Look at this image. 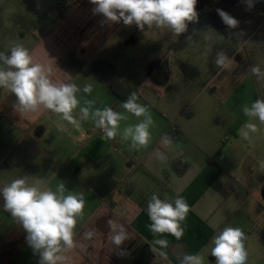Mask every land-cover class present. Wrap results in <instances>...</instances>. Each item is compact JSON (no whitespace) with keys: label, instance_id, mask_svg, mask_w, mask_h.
<instances>
[{"label":"crops","instance_id":"1","mask_svg":"<svg viewBox=\"0 0 264 264\" xmlns=\"http://www.w3.org/2000/svg\"><path fill=\"white\" fill-rule=\"evenodd\" d=\"M229 5L237 28H228L216 8L197 0L198 19L174 35L166 28L108 21L94 13L90 0H0V52L7 56L22 45L34 63L51 69L56 83L92 86L90 94H76L75 123L43 108L21 114L15 95L0 87V187L28 176L41 188L63 183L67 192L84 195L83 218L63 264H180L185 253L215 264L213 238L225 227L243 230L245 264H264V124L243 113L244 106L264 100V0ZM17 15L32 27L23 29ZM219 52L227 56L225 66L215 62ZM72 54L85 63L76 76L63 68ZM98 63L117 72L147 106L154 123L146 148L133 149L121 139L125 127L144 118L126 112V99L108 92L92 72ZM252 66L260 67L259 76ZM0 68L8 70L2 60ZM87 101L91 110L107 106L127 117L115 139L97 133L91 118L82 119L79 107ZM245 123L257 126L247 138L241 132ZM174 163L187 166L183 176ZM154 193L169 202L182 196L189 205L180 239L149 230L147 202ZM3 203L0 195V264H40ZM121 226L127 238L116 246L112 237ZM92 229L94 236L84 238ZM156 239H165L167 247Z\"/></svg>","mask_w":264,"mask_h":264},{"label":"clouds","instance_id":"2","mask_svg":"<svg viewBox=\"0 0 264 264\" xmlns=\"http://www.w3.org/2000/svg\"><path fill=\"white\" fill-rule=\"evenodd\" d=\"M95 6L94 13L102 14L111 22H123L125 25L135 24L143 30L145 26L152 28H166L174 35L184 33L188 23L198 19L196 11L197 0H90ZM251 6V4L249 5ZM222 22L230 29L238 26V20L222 9H217ZM190 38V37H189ZM0 60L8 66V70L0 68V87L8 88L16 97L14 108L21 114L36 112L41 108L58 114L61 119L75 123L73 111L80 101L77 93L81 90L90 94L92 86L85 85L83 89L75 83H56L52 78L50 68L40 63H34L25 47L16 45L11 48L10 54L5 56L0 52ZM227 56L223 52L217 53V66H225ZM250 72L259 76V66H252ZM92 101L87 106L79 107L82 119L89 118L100 129L108 140L115 139L120 129V122L127 119L125 115L114 111L111 107L91 110ZM121 107L135 117H143L139 123L123 129L121 139L130 140L133 149L146 148L151 140L150 126L154 121L147 106L138 102L135 92L129 94L121 102ZM245 116L256 117L264 124V100L256 99L251 107L244 106ZM245 129L247 131H245ZM257 126L245 123L241 132L245 138L249 132H255ZM171 144L170 138L165 139ZM161 158H163L161 154ZM264 169V163H261ZM67 193V194H66ZM4 203L3 209L18 221L27 233V243L40 256V264H63L65 254L74 247V235L78 219L83 218L85 199L83 193L67 192L63 183L55 190L41 188L39 181L29 183V177L23 176L12 180L0 187ZM189 205L182 196L174 201L160 199L153 194L147 202V214L151 221L149 230L157 234H171L177 239L183 235L181 223L185 221ZM110 231H114L112 219L107 220ZM95 229L85 231L84 238H91ZM126 233L121 226L112 241L120 246L126 239ZM244 232L236 227H225L213 238L214 247L211 256L215 264H245ZM156 245L167 247L165 239H156ZM180 264H204V258L198 254L185 253Z\"/></svg>","mask_w":264,"mask_h":264},{"label":"trees","instance_id":"3","mask_svg":"<svg viewBox=\"0 0 264 264\" xmlns=\"http://www.w3.org/2000/svg\"><path fill=\"white\" fill-rule=\"evenodd\" d=\"M205 16L220 31L229 34V32L225 30L224 26L214 17L208 14H205ZM16 21L25 30H29L32 27L31 21L22 15H17ZM84 67L85 63L78 59L74 54L70 55L63 63V68L72 76L79 74ZM92 72L98 77L101 83L106 86L111 95L117 96L121 99H127L129 94L132 93V90L125 87V85L121 82L117 72L106 67L104 64H95L92 67ZM174 170L177 175L183 176L187 170V166L174 163Z\"/></svg>","mask_w":264,"mask_h":264},{"label":"rangeland","instance_id":"4","mask_svg":"<svg viewBox=\"0 0 264 264\" xmlns=\"http://www.w3.org/2000/svg\"><path fill=\"white\" fill-rule=\"evenodd\" d=\"M203 1L205 2L206 8L214 7L216 9H222L226 11L227 13H229L230 10L232 9L229 5V0H203ZM206 8H203L202 6L201 9L206 12L205 10ZM244 9L245 8H243V10ZM262 33H264V31H262Z\"/></svg>","mask_w":264,"mask_h":264},{"label":"built area","instance_id":"5","mask_svg":"<svg viewBox=\"0 0 264 264\" xmlns=\"http://www.w3.org/2000/svg\"><path fill=\"white\" fill-rule=\"evenodd\" d=\"M97 133H99L100 135L104 136L100 129H97ZM171 134H172L173 138L176 137V128L175 127L171 128ZM15 223L20 225V223L18 221H16V220H15Z\"/></svg>","mask_w":264,"mask_h":264}]
</instances>
